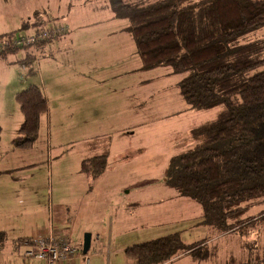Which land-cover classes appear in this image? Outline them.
<instances>
[{
  "label": "rangeland",
  "instance_id": "374dc122",
  "mask_svg": "<svg viewBox=\"0 0 264 264\" xmlns=\"http://www.w3.org/2000/svg\"><path fill=\"white\" fill-rule=\"evenodd\" d=\"M109 1L0 0V33L11 30L15 31V36L19 37V35L30 33L41 24L51 25L54 21L58 22L54 19L55 17L64 20V16L69 15L74 22L87 23L89 25L87 30H92L93 39L98 40L103 31L102 27L107 24L109 27L112 22L109 20L113 14ZM148 1L153 3L156 0ZM65 3L69 7V14L64 12L67 9ZM58 8L59 11H63V15L57 14L56 9ZM23 22L40 23L34 28L32 26L21 28ZM97 22L100 24H94ZM115 22L116 24L125 23L126 29H121L120 32L128 37L127 58L131 59L132 65L138 55L134 52L133 37L127 31L129 22L124 18L115 20ZM257 39L263 40L264 43V26L246 33L240 37L239 41L245 43L248 40ZM30 50L34 55V63V60L40 56V51L36 47ZM24 51L25 49L22 48L0 59V107L3 108L0 114V169L5 167L4 154H7V149L11 147V138L5 136L8 118L3 116L4 111L9 109L10 102L16 105L15 92L21 89L24 80L42 84L39 75L36 73L26 75V71L22 69V63L19 65L17 62L24 55ZM107 61L108 58L101 57L96 66L98 69L103 64L106 68L111 67L112 58L108 65ZM263 69L264 65H260L252 73ZM183 76L184 74L180 72L173 73L170 65L134 70L130 76L133 91H129L135 99V107L131 109L133 111L129 107L122 110L127 105L119 109L116 108L117 104L113 106L115 103L111 94L113 104L108 105V92L101 94L99 96L100 105L92 110L95 114L87 110L86 102L84 103L83 109L86 107L81 118L86 119L88 126L84 133L83 130L79 133L76 129H62L56 135L55 128L52 127L51 137L50 121L46 114H42L39 120L40 132L37 133L34 145L29 148L35 151L32 160L36 165L25 172L14 171L16 176L28 173L26 180L35 184L29 187L28 207H25L24 203H19L18 206L13 205L14 214L9 218L10 221L15 222L5 235V241L10 248L2 249L0 255L5 256L4 253L7 250L10 255L18 259V264H22L20 255L25 246L20 244L16 247V242L10 238V233H16L13 227L21 226L20 223H23L25 228L30 225L32 228L45 226L49 229L51 226L56 237L67 239L78 248L82 246L84 233H89L91 241L85 253L88 259H90L91 252L100 245L106 246L107 240L103 238L107 237V232L110 230L113 249L119 245L128 246L177 232L185 244L202 238H210L207 246L209 256L198 261L197 264H233L244 261H249L251 264H264V222H253L245 226L244 229L248 234L236 231L222 233L217 237L214 229L208 230L198 222L200 217L194 218L197 210L198 213L201 211L200 205L186 196H179L180 199L174 197L175 190L164 183L163 175L169 159L187 147L182 137L193 126L215 119V116L222 110L220 105L203 110L189 109L181 97L178 86ZM116 82L118 81L100 80L98 88H110L118 85ZM105 102L107 106L104 105ZM170 111L173 114H170ZM126 113L131 115L125 118L123 116ZM70 125L72 127L73 123ZM80 137L89 138L88 143L91 147L93 146L90 153L92 151L109 153L111 149L109 157L113 162L110 170L104 174L102 184L105 183L107 186L101 191H98L95 178L91 179L83 172L77 173L72 168V164L76 161L72 156L80 152L82 148L79 147V143L71 141ZM121 153L123 155L127 153L128 157L118 159ZM115 164L119 168L117 172ZM120 183L125 188L116 187ZM127 188L130 190L128 194L126 193ZM42 189L43 192H39ZM148 189L157 192L151 196H145ZM119 191L124 199L118 198ZM139 196L137 207L132 205L133 208L131 206L126 209L124 202ZM18 198H23V196L15 197V199ZM183 204H187L184 206L186 210L180 209ZM173 207L184 213L186 211V214L171 222L168 221L170 219L168 217L172 215ZM262 209H264V203L255 204L247 214L255 218L259 216V211ZM147 211L150 212L151 219L146 217ZM187 211H190L189 214ZM153 221L155 224H152ZM96 234L98 238L95 237Z\"/></svg>",
  "mask_w": 264,
  "mask_h": 264
},
{
  "label": "trees",
  "instance_id": "16d2710c",
  "mask_svg": "<svg viewBox=\"0 0 264 264\" xmlns=\"http://www.w3.org/2000/svg\"><path fill=\"white\" fill-rule=\"evenodd\" d=\"M109 6L113 18L128 20L141 69L170 65L173 73L184 74L178 86L189 109L222 107L215 119L193 126L182 137L187 147L169 159L164 183L200 205V224L218 234H248L245 226L264 222V209L255 218L247 214L264 203V69L252 73L264 65V43L239 39L264 26V0H110ZM38 23L23 22L21 28ZM15 33H0V59L24 48L17 62L25 74L36 73L34 46L14 45ZM62 36L43 39L35 47L41 51ZM15 93L23 117L11 143L30 147L48 108L45 94L35 83ZM106 156L104 151L83 158L80 172L96 178L105 170ZM5 235L0 230V251ZM25 239H16V247ZM207 246L208 239L185 244L175 232L130 244L124 255L135 264H161L188 253L198 262L209 256Z\"/></svg>",
  "mask_w": 264,
  "mask_h": 264
},
{
  "label": "crops",
  "instance_id": "0c3cea01",
  "mask_svg": "<svg viewBox=\"0 0 264 264\" xmlns=\"http://www.w3.org/2000/svg\"><path fill=\"white\" fill-rule=\"evenodd\" d=\"M66 4L67 3H65V7L67 9L64 12H67V14H69V7H67ZM59 6L61 5L59 4ZM56 11L59 16L64 14L63 11H59V8L56 9ZM64 18V20L58 17H55L54 19H57L58 22L65 23L68 26L67 31L62 37L56 38L50 43H46L39 52L40 56H38V59L35 60V67L37 69L36 75H39L42 84H40V82H30L27 80H24L21 84L22 87H25L28 84L32 83L41 86L42 91L45 94L46 103L48 105L45 114L50 121L49 125H51V137L52 127L55 128L56 135L58 134L59 130L62 129H76L79 131V133H82L83 130L84 133V131H86V128L88 127L87 123L85 122L86 119L81 118L83 112L85 111V107L87 106V110H91L92 114H95V112L92 110L100 105L99 96L101 94H105L106 92H108L109 95V98L107 99L109 103L108 105H112L113 100V102L115 103L113 104V106L117 104L116 108L118 109L124 105L127 106H124L122 110L128 109V107L131 110L132 107H135L134 96H132L129 92L133 91L132 77L130 76L134 70L141 69L140 59H138L139 56L137 60H133V66L131 65V59L127 58L128 50L126 47V42L128 43V37L127 35H122V32H120L121 29H126L125 23L121 22L120 24H116L117 22H115V20L119 19L113 18L112 14L109 18V20L112 21L110 22L111 24L109 27V24L105 25L104 27H102V25L104 24L100 25L103 31L99 35L98 40L93 39L91 33L92 30H87V26H89L87 23L83 24L82 22H74L72 17H70L69 15H65ZM94 24H100V22ZM133 43L135 44V42ZM45 51H48V53H45ZM101 57L108 58L107 65L110 63L112 58V61L110 63L111 67L106 68V66H104L103 64L101 68L98 69L96 65L99 62V58ZM22 69H24L23 66ZM100 80L118 81L116 82L118 85H114L106 89L98 88ZM21 86H19V88ZM110 94L113 95L112 100ZM136 101L139 102V99L136 98ZM85 102L86 106L83 109ZM15 104L16 105L10 102L9 109L5 110V115H3L8 118V125L7 127H5V136H9V138H11L10 142H12V137L15 135L18 129V125L21 123L23 117V115H21L20 113L19 106L17 105L16 101ZM104 105L107 106V103L105 102ZM1 109L3 108L0 107V114ZM172 111H170L169 113L173 114ZM127 115L129 116L131 114L126 113L123 117L128 118ZM71 123H73L72 127L70 125ZM40 128L41 126H39V132ZM88 139L89 138L87 137H80L71 141L79 143V147L82 148L80 149V152H76L72 156L74 159H76V161H74V163L72 164V168L77 173L80 172L79 165L83 158L90 157L94 154L103 153L101 151H92V153H90L89 151L93 146H90V144L88 143ZM34 143L30 147L24 148L14 147L11 143V147L7 149V154H4V157L6 159V163L4 165L5 167H2V169H0V230L4 231L5 233L10 230V226H12V223L15 222L10 221L9 218L14 214V206L16 204V206H18L19 203H24V206L28 207V203L30 200L28 195L30 193L29 187H32L35 183H29L26 180L28 177V173L16 176L14 171L20 170L25 172L27 171V169H30L32 166L36 165L34 164L35 161L32 160V155L35 153V151L29 149L34 145ZM110 150L106 156L107 163L104 172L95 178V182L98 183V191L105 189V187L107 186V184L105 183L102 184L104 181L102 179L105 176L104 174H106L112 166L113 161L111 160V157H109ZM9 151H12V153H17H8ZM126 157H128L127 153H125L124 155L121 153L118 159H123ZM115 165V168H117V164ZM118 169L119 168L115 169V171L117 172ZM74 180L79 183L75 178ZM116 187H118L119 189L125 188L121 185V183L119 185L117 184ZM39 192H43V189ZM156 192V190L153 191L152 189H148L146 194L144 195L151 196L153 194H156ZM175 192L176 196L174 194V197L180 199V195L176 190ZM126 193H130L129 188H127ZM121 194L122 193L119 191V193L117 194L118 198L124 199L123 197H121ZM16 196H23L24 199H15ZM139 198L140 196L134 198L132 197V199H128L127 201H125L124 203L127 207L126 209L130 208L132 205H134V207H137V205L139 204ZM185 205L187 204H183L180 209L186 210V208L184 209ZM131 208H133V206ZM176 210L173 207L172 215L168 217L170 218L168 221L174 222L176 219H180L186 214V211L184 213L178 208H176ZM189 212L190 211H187V214H189ZM200 212H202V210L199 211V213L197 210L196 217L194 218L200 217ZM146 217L151 219L149 211H147ZM158 221L160 222V220H156V222ZM22 224L23 223H20L21 226L16 225L13 227V229L16 230V233H10V238L12 240L16 241V239H27L30 236L32 237L38 235L39 233H45L46 230H49L45 226H40L38 227V229L30 227V225L28 224V226L25 228ZM152 224H155L154 221L152 222ZM204 227L210 230L209 227L205 225ZM111 233L112 232L109 230L106 235L107 237L103 238H106L107 240L106 246L100 245L98 248H96V250L91 252L90 259H88L89 264L90 262L91 264H135V262L131 258L129 259L124 255V249L126 247L125 245L116 246L114 249L111 247ZM220 234L216 232L217 237L220 236ZM95 237L98 238L99 236L96 234ZM6 243L7 241L5 242L3 249L10 248L9 244ZM4 254L6 255H0V264H18V259H15L12 255H10L7 250ZM197 263L198 262L188 253H181L161 264Z\"/></svg>",
  "mask_w": 264,
  "mask_h": 264
},
{
  "label": "built area",
  "instance_id": "2783aa9c",
  "mask_svg": "<svg viewBox=\"0 0 264 264\" xmlns=\"http://www.w3.org/2000/svg\"><path fill=\"white\" fill-rule=\"evenodd\" d=\"M67 25L56 22L41 24L30 33L19 35L12 40L14 45H33L53 36L64 34ZM25 246L21 253L22 264H89L86 254L65 238L56 237L52 227L45 233L30 236L22 242Z\"/></svg>",
  "mask_w": 264,
  "mask_h": 264
},
{
  "label": "water",
  "instance_id": "95a60500",
  "mask_svg": "<svg viewBox=\"0 0 264 264\" xmlns=\"http://www.w3.org/2000/svg\"><path fill=\"white\" fill-rule=\"evenodd\" d=\"M83 241H82V252L85 254L87 252V250L89 249V245H90V241H91V237L89 233H84L83 236Z\"/></svg>",
  "mask_w": 264,
  "mask_h": 264
}]
</instances>
